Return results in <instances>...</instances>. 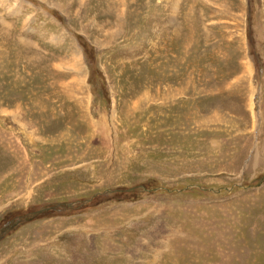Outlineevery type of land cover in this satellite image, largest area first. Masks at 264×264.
Listing matches in <instances>:
<instances>
[{"label":"rangeland","instance_id":"1","mask_svg":"<svg viewBox=\"0 0 264 264\" xmlns=\"http://www.w3.org/2000/svg\"><path fill=\"white\" fill-rule=\"evenodd\" d=\"M0 264H264V0H0Z\"/></svg>","mask_w":264,"mask_h":264}]
</instances>
